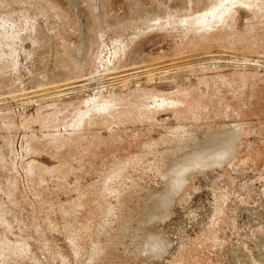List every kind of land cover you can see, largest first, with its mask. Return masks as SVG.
Wrapping results in <instances>:
<instances>
[{
    "label": "rangeland",
    "instance_id": "1",
    "mask_svg": "<svg viewBox=\"0 0 264 264\" xmlns=\"http://www.w3.org/2000/svg\"><path fill=\"white\" fill-rule=\"evenodd\" d=\"M0 264H264V0H0Z\"/></svg>",
    "mask_w": 264,
    "mask_h": 264
}]
</instances>
